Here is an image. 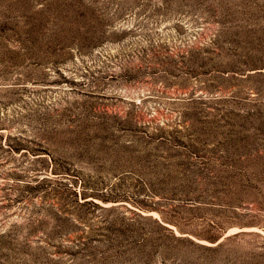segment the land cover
<instances>
[{
	"label": "rangeland",
	"instance_id": "1",
	"mask_svg": "<svg viewBox=\"0 0 264 264\" xmlns=\"http://www.w3.org/2000/svg\"><path fill=\"white\" fill-rule=\"evenodd\" d=\"M0 264H264V0H0Z\"/></svg>",
	"mask_w": 264,
	"mask_h": 264
}]
</instances>
